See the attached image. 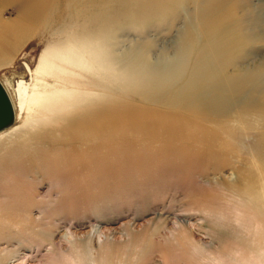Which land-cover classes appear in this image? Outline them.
<instances>
[{
    "label": "rangeland",
    "instance_id": "rangeland-1",
    "mask_svg": "<svg viewBox=\"0 0 264 264\" xmlns=\"http://www.w3.org/2000/svg\"><path fill=\"white\" fill-rule=\"evenodd\" d=\"M19 5L0 0L14 107L49 56L80 105L0 131V264H264V0ZM78 51L85 69L60 59ZM95 110L150 117L64 130Z\"/></svg>",
    "mask_w": 264,
    "mask_h": 264
},
{
    "label": "bare ground",
    "instance_id": "bare-ground-1",
    "mask_svg": "<svg viewBox=\"0 0 264 264\" xmlns=\"http://www.w3.org/2000/svg\"><path fill=\"white\" fill-rule=\"evenodd\" d=\"M14 1H18L21 6H26V9H29V12L24 13V16L33 17L37 20H40L44 16V15H42V11H40V10L51 11L52 5L55 2V0H14ZM80 38H78V39H79L80 43H82L83 39H80ZM85 46H86L85 44H82L80 47H77V48H81V47L83 48ZM50 58H51V60H50ZM62 58H64V60L70 65L73 64L74 66L80 67V69H83V67L85 69V63H84L85 54H83L80 51H78L77 53H70L67 56L61 55L60 59H62ZM91 58H92V61H97L98 63L100 61V56H94L93 55ZM54 60L55 59H53L51 56L45 57V59H44V57H41L36 68L33 70H32V68H30L27 65L24 66L28 72L32 71V73H30L29 78L33 79V76H34V77H37L39 80L37 79L36 81H32V83L34 84L35 87H31L30 90H32V91H29V93H27V95L29 97H31L32 99L35 100L33 105H30L26 99L25 102L22 103L21 107H17V108L14 107L15 108V120H14L15 124L13 125L14 128H18V129L22 128L34 116H37L39 118H44V117H46L47 112L50 110L56 111L58 109H66V108H71L75 105H80V104H77L78 102L75 103V100L71 99L68 95H66V93H64V95H62V96L58 95V93L60 91H62L63 88L61 86L53 83V82H56L60 79L64 80L65 78L72 81V78L69 76H66L64 74L63 75H60L59 73L56 74V72L54 71L55 66L53 65ZM97 67L99 68V64H97ZM55 70H57L59 72H67L66 69L64 70L63 67L59 66L57 63H56V69ZM96 71L100 73V70L97 68H96ZM16 81L19 82L18 79ZM18 85H19V83H18ZM96 89H97V87H96ZM7 91H8V89H7ZM17 93H18V91H17ZM48 97H53V100L47 99L46 102L42 101V103L39 104L41 99L48 98ZM31 110H33L32 113L30 112ZM183 111L184 112H194V111L198 112L196 109H193V108H183ZM134 112H136V111H134ZM38 114H40L41 116H38ZM89 114L90 115L84 114L86 116H79L81 118H75L74 120H72L69 123L68 126L67 125L64 126L65 127L64 130H67L68 128L70 129L71 127L80 128V129H83L89 135L94 134L95 138L101 139L103 137L102 133L105 132V130H109V129L113 128L114 124L118 121L119 116L120 117L123 116L124 118H126L125 119L126 122L132 126L137 125L139 123H143V122L147 123L148 118L150 117L148 115H144L141 118H139V117H135L134 115H131V114H126V113L120 114V113H117L116 111H110V112H107L105 114L99 110H95L94 112L89 113ZM104 116L108 117L107 124H102L99 121ZM153 122H155V121H153ZM187 122L190 123L191 120H188ZM186 124L187 123H184V122L180 123V124L161 123L160 124L161 127H159V128H163V129L170 128L172 130V129L180 128L181 126L186 125ZM11 126H9V127H11ZM30 133H32V132H30ZM28 136H30V134ZM197 141H199V140H197ZM117 142H119V141H117ZM10 143L11 142H8L9 145H5V147L7 148L10 145H12ZM32 143H34V142H32ZM107 144H109V143H107ZM33 147H34V149H37L35 146H33ZM12 153H14V152H12ZM89 170H91V169H89ZM72 187H73V185H72Z\"/></svg>",
    "mask_w": 264,
    "mask_h": 264
},
{
    "label": "water",
    "instance_id": "water-1",
    "mask_svg": "<svg viewBox=\"0 0 264 264\" xmlns=\"http://www.w3.org/2000/svg\"><path fill=\"white\" fill-rule=\"evenodd\" d=\"M15 120V108L11 97L0 80V131L5 130L13 124Z\"/></svg>",
    "mask_w": 264,
    "mask_h": 264
}]
</instances>
